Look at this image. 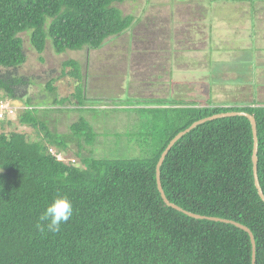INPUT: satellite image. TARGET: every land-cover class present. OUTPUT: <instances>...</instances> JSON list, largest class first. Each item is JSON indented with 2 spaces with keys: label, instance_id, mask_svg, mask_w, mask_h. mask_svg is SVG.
Here are the masks:
<instances>
[{
  "label": "trees",
  "instance_id": "1",
  "mask_svg": "<svg viewBox=\"0 0 264 264\" xmlns=\"http://www.w3.org/2000/svg\"><path fill=\"white\" fill-rule=\"evenodd\" d=\"M127 1L0 0V104L21 100L24 108L16 121L30 131L8 132L12 123L0 121V264H253L243 230L196 220L164 204L156 166L170 142L194 123L245 113L256 123L257 179L264 196V105L121 101L135 107L132 111L147 125L140 135L146 156L108 160L80 157L83 145L90 147L97 137L85 120L72 124L67 134L52 132L47 112L40 114L26 93H18L32 84L17 74L26 62L21 36L38 56L48 41L56 55L97 51L131 26L132 18L115 7ZM62 68V77L77 82L74 96L83 105L81 66L70 60ZM52 84L47 91L55 94ZM70 144L78 148L71 155L75 160L66 163L50 152L54 147L67 155ZM252 151L246 118L207 121L172 146L159 170L160 183L166 200L181 210L247 228L255 263L264 264V203L254 186ZM58 195L68 196L74 214L59 232L41 233L39 216Z\"/></svg>",
  "mask_w": 264,
  "mask_h": 264
},
{
  "label": "crops",
  "instance_id": "2",
  "mask_svg": "<svg viewBox=\"0 0 264 264\" xmlns=\"http://www.w3.org/2000/svg\"><path fill=\"white\" fill-rule=\"evenodd\" d=\"M138 1L132 2L131 0L119 5L132 4L134 9H137L135 13L133 10L126 14L119 6H115L123 16L132 18L133 21L129 29L119 36L109 38L100 50L86 52V55H91L106 50L108 59L92 60L87 56L88 58L84 62H78L86 78L84 80L86 95L88 94V83L92 79L98 85L93 83L96 88L104 87V90H109L107 91L108 95L106 94L103 99L106 108L111 106V102L114 100L116 102L176 100L199 102L203 107H215L216 105L210 101V99L215 100V88L212 87L208 95L200 85L204 79L207 81L212 79L214 85L218 83L215 81V72L220 65L215 64V55L222 51L215 50V27L219 29L217 38L221 41L227 40L225 47L232 45L233 51H236L241 49L240 44L245 43L244 55L239 57L247 60V63H242L238 68L245 69V66H248L249 70L245 69L248 71L247 74L250 77L252 75L255 77L254 81H251L255 84L252 85L257 86V90L260 89L257 80L264 83V73H262L264 71V0H176L177 5L184 8L185 11L177 17L173 16V4L168 5L170 0H160L156 5L149 6V10H147L148 4L141 9L135 7V3ZM157 4L168 6L167 11L163 12L159 8L161 6H157ZM189 4L194 6L186 8L185 6ZM230 4H236L234 9L244 13L243 18H238L239 26L234 31L235 27H232V30L225 29V25L216 18V12L220 8L230 9L232 7ZM245 4H248V7ZM196 12L198 19L194 20L192 16L196 15ZM174 13L176 14L177 11ZM220 27H224L225 30L221 31ZM237 30L244 33V38L242 33ZM220 32L223 36L220 35ZM216 41L218 40L216 39ZM252 43L256 45L253 46ZM197 44H202L203 47L197 48ZM115 54L119 56L114 58ZM258 60H260L259 63H257ZM231 61L224 65H232ZM119 67L123 69L122 75L116 74ZM233 72L235 75L238 71ZM255 72L256 74H253ZM124 75L127 77L125 82L121 80ZM112 77L114 78L112 79ZM109 78L112 80L110 83L113 86L110 88L104 84ZM222 82L225 81H220L218 84ZM241 83L242 81H239L237 84ZM181 85H185V88H181ZM252 90L254 91V89ZM257 90L255 87L254 94L258 93ZM181 92H184L187 98L185 95L182 96ZM197 92L202 93L197 95ZM131 93L136 94L133 96ZM187 93L193 96L189 98L190 95ZM197 96L198 98L194 99ZM253 101L246 104L233 102L230 105L219 106H248ZM77 104V108L80 109L82 106ZM124 107L123 104L119 106V108Z\"/></svg>",
  "mask_w": 264,
  "mask_h": 264
},
{
  "label": "rangeland",
  "instance_id": "3",
  "mask_svg": "<svg viewBox=\"0 0 264 264\" xmlns=\"http://www.w3.org/2000/svg\"><path fill=\"white\" fill-rule=\"evenodd\" d=\"M160 0H140L135 3V7L137 6L139 9L146 7L149 10V6H154ZM165 1V0H164ZM169 1V0H168ZM176 0H170L168 5H172V12L173 16L177 17L179 14H183L184 8L177 5L175 2ZM151 2V3H150ZM154 3V4H152ZM236 4H230V9H222L220 8L216 12V18L225 25V29H231L235 27L233 31L239 26L238 18L242 17L244 13L243 11H236L234 6ZM248 7V4H245ZM244 5V7H245ZM119 6V5H116ZM157 6L162 9L163 12L167 11L168 6L164 4H160ZM187 6H194L193 4L186 5ZM229 6V5H228ZM126 14L128 12L135 13L137 9H134L132 4L122 5L119 6ZM177 11L175 14L174 12ZM202 13V12H201ZM172 14V13H171ZM198 13L192 16L194 20L198 19ZM202 15V14H199ZM168 17V16H167ZM179 18V17H178ZM169 19V17H168ZM199 19L201 17L199 16ZM216 24V22H215ZM222 30H225L224 27H220ZM217 27H215V50H221V53L215 55V64H219L218 68H216L215 72V81H225L220 84L216 83L213 84L212 79H204L203 82L200 83L201 87L204 88V92L209 95L210 90L215 88V100H211L212 104L216 106L219 105H230L233 102H243L244 104L249 103L250 101L254 100L251 103L261 104L264 105V83L263 81L257 80L259 90H257V86H253L252 83L255 79L254 75L252 77L249 76L248 66H245V69L238 68V66L242 65V63H247V60L240 59L239 56L243 54V47H246L245 43L240 44L241 49H237L233 51L231 47L227 46V40L223 39L222 41L217 38L218 36ZM239 31V30H237ZM240 32V31H239ZM242 36L244 38V33ZM155 34V33H153ZM160 34V33H159ZM237 34V33H236ZM220 35L223 34L220 32ZM23 40V50L24 55L26 57V62L17 70V74L19 77H23L29 80L32 83L29 87L25 90L22 88L19 90V94L23 92L26 93L28 96L27 98L32 100V104L34 106L38 105L37 108H41L39 110L40 114H46L50 119L47 120V125L50 128V131L56 132L58 134H67L69 133V127L77 123L79 120H85L92 131L96 134V139L94 140L93 144L90 147L84 146L80 153V157H92L95 159H135V158H144L146 156V142H144L140 135L142 132L147 130V125L140 122V116L137 113L132 111V108H119L120 103L114 100L111 102V106L108 108L105 107V103L103 102L104 97L106 94L108 95L107 91L103 88H96L95 84L92 79H90L88 83V94L85 96V101L80 109L77 108L78 100L74 96L75 90L77 87V82L74 81L70 77H62V65L66 61L73 60L75 62L82 61L84 62L85 59L88 57L94 59H108V52L103 50L102 52L92 53L91 55H86V51H66L61 55H56L53 50L52 46L50 45V41L47 42L45 51L42 55L38 56L30 47L29 40L26 35L21 36ZM157 38V36H155ZM216 39L218 41H216ZM200 39L198 40V42ZM255 46V43H252ZM197 48L203 47L202 44H197ZM225 48V49H224ZM241 52V53H240ZM88 56V57H87ZM117 54H115L116 58ZM237 56V57H235ZM123 57V56H122ZM232 60V65L226 66V62ZM235 62V63H234ZM258 60L257 63H259ZM70 68H68L65 72H70ZM258 70V69H257ZM1 71V70H0ZM123 69L119 67L116 74L122 75ZM233 71H238L240 74H235ZM246 72V75H245ZM91 73V72H90ZM264 73V71L262 72ZM253 74H256L253 73ZM238 75V76H237ZM240 76V77H239ZM114 77H112L113 79ZM126 76L124 75L121 77L122 81H126ZM235 78V79H234ZM104 84L108 85V87L112 86V80L109 78L106 80ZM239 81L242 83L239 85ZM252 81V82H251ZM256 81V80H255ZM53 83L52 86L55 89V94L47 91L48 83ZM234 82V83H233ZM84 83V81H83ZM95 85H94V84ZM236 83V84H235ZM244 83V84H243ZM218 84V85H217ZM98 86V85H97ZM215 86V87H214ZM181 88H185V85H181ZM253 87V88H252ZM256 90L258 93L254 94ZM179 88V87H178ZM254 89V91L252 90ZM100 90V91H99ZM182 96L185 95L184 92H181ZM202 92H197V95H201ZM133 96L136 93H131ZM187 95H190L187 93ZM254 95V96H253ZM256 95V96H255ZM75 98H74V97ZM191 94L189 96L192 97ZM25 97V96H24ZM186 97V95H185ZM187 98V97H186ZM195 97L194 99H197ZM67 99L68 102L65 104H54V101L59 102L60 100ZM114 99V98H113ZM25 100V99H24ZM23 100V101H24ZM26 101V100H25ZM6 102V101H4ZM14 109L12 113L8 112L5 116L6 121L11 122L12 125H6L5 130L8 132L15 131V132H25L29 133L30 131L26 128H21L18 126L16 121V116L20 110H23L24 103L21 100L18 101H10L9 102ZM26 103V102H25ZM112 107V108H111ZM1 116V112H0ZM46 116V117H47ZM4 119H0L3 121ZM5 121V122H6ZM56 156L60 158H64L63 160L67 163V160L74 159L71 157L72 154L78 151V148L75 144H70L68 147V154H63L57 148H52ZM65 155V157H64ZM75 160V159H74ZM80 162V160H79Z\"/></svg>",
  "mask_w": 264,
  "mask_h": 264
},
{
  "label": "water",
  "instance_id": "4",
  "mask_svg": "<svg viewBox=\"0 0 264 264\" xmlns=\"http://www.w3.org/2000/svg\"><path fill=\"white\" fill-rule=\"evenodd\" d=\"M235 116H240V117H244L246 118L249 122H250V125H251V131H252V138H253V151H252V168H253V179H254V186H255V189L257 191V194L259 196V198L261 199V201L264 203V196L261 192V189L259 187V183H258V179H257V131H256V123H255V120L252 116L248 115V114H245V113H235V112H232V113H226V114H220V115H215L213 117H210V118H206L204 120H201V121H198L196 123H194L189 129H187L186 131L178 134L171 142L170 144L168 145V147L166 148V150L163 152V154L161 155V158L156 166V184H157V190L161 196V199L163 200L164 204L169 207V208H172L173 210L175 211H178L180 213H183L185 214L186 216L190 217V218H193V219H196V220H208V221H213V222H220V223H225V224H231L233 226H235L236 228L238 229H241L243 230L245 233L248 234L249 238H250V242H251V246H252V263L253 264H256L255 263V244H254V240H253V237L250 233V231L237 224L236 223H233V222H229V221H224V220H219V219H214V218H205V217H200V216H196V215H192V214H189L183 210H181L180 208L170 204L165 196H164V193H163V190L161 188V183H160V167L164 161V158L165 156L167 155V153L171 150L172 146L181 138L183 137L186 133H188L191 129H194L195 127H197L198 125H201L207 121H213V120H216V119H221V118H230V117H235Z\"/></svg>",
  "mask_w": 264,
  "mask_h": 264
},
{
  "label": "clouds",
  "instance_id": "5",
  "mask_svg": "<svg viewBox=\"0 0 264 264\" xmlns=\"http://www.w3.org/2000/svg\"><path fill=\"white\" fill-rule=\"evenodd\" d=\"M8 108L14 110L10 105ZM73 214L74 206L72 201L66 195H58L39 216L36 224L37 230L41 233H57L60 231L61 226L72 218Z\"/></svg>",
  "mask_w": 264,
  "mask_h": 264
},
{
  "label": "built area",
  "instance_id": "6",
  "mask_svg": "<svg viewBox=\"0 0 264 264\" xmlns=\"http://www.w3.org/2000/svg\"><path fill=\"white\" fill-rule=\"evenodd\" d=\"M13 111H14V110H12V109L6 107L4 104H0V112H1L0 119H4L8 112L12 113ZM50 152H51L52 154H55L52 150H50ZM57 158H58V160L63 161L62 158H60V157H58V156H57Z\"/></svg>",
  "mask_w": 264,
  "mask_h": 264
}]
</instances>
